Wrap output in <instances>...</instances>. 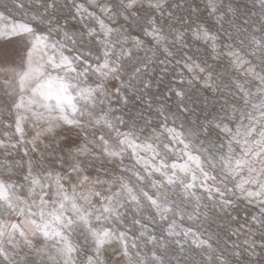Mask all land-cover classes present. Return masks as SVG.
I'll use <instances>...</instances> for the list:
<instances>
[{
  "label": "snow or ice",
  "instance_id": "1",
  "mask_svg": "<svg viewBox=\"0 0 264 264\" xmlns=\"http://www.w3.org/2000/svg\"><path fill=\"white\" fill-rule=\"evenodd\" d=\"M0 264H264V0H0Z\"/></svg>",
  "mask_w": 264,
  "mask_h": 264
},
{
  "label": "rangeland",
  "instance_id": "2",
  "mask_svg": "<svg viewBox=\"0 0 264 264\" xmlns=\"http://www.w3.org/2000/svg\"><path fill=\"white\" fill-rule=\"evenodd\" d=\"M16 15H17V16H19V15H20V13H19V12H17V13H16ZM158 71H159V70H157V72H158ZM161 87L163 88V86H161Z\"/></svg>",
  "mask_w": 264,
  "mask_h": 264
}]
</instances>
